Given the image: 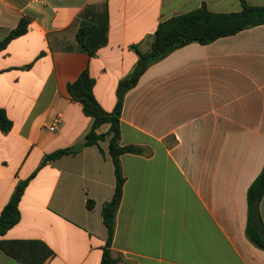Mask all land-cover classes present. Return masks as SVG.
<instances>
[{"label":"crops","instance_id":"0c3cea01","mask_svg":"<svg viewBox=\"0 0 264 264\" xmlns=\"http://www.w3.org/2000/svg\"><path fill=\"white\" fill-rule=\"evenodd\" d=\"M203 5L238 12L242 0H0V41L30 20L0 51V107L13 123L0 130V214L41 166L20 221L0 242L40 241L54 252L44 264H101L102 208L116 186L109 136L83 145L93 119L67 85L88 69L96 100L111 112L119 81L137 64L134 46L148 51L160 23ZM121 144L145 152L120 158L117 264H264L246 234L247 191L264 165V25L151 65L125 96ZM60 149L71 153L49 157ZM261 214L264 222V198ZM0 264L23 263L0 248Z\"/></svg>","mask_w":264,"mask_h":264},{"label":"trees","instance_id":"16d2710c","mask_svg":"<svg viewBox=\"0 0 264 264\" xmlns=\"http://www.w3.org/2000/svg\"><path fill=\"white\" fill-rule=\"evenodd\" d=\"M30 20L22 18L18 26L8 36L0 41V51L8 43L24 35L29 27ZM264 25V5H252L242 0V9L238 12L215 13L205 5L188 13L174 16L157 27L148 51H141L137 46L138 61L134 70L121 79L117 87V102L111 112L104 110L94 96L95 80L88 69L81 72L78 78L67 85V90L72 99L83 105L85 115L93 119L91 130L83 140L84 146H92L109 136V154L112 158L116 186L112 198L106 201L102 208L104 224L107 228V240L103 248L101 264H117L119 257L112 254V243L116 230V218L120 208L125 177L122 172L121 156L126 153L142 154L145 149L135 145L121 144V116L125 96L139 82L141 76L148 68L167 57L170 53L191 43L202 45L210 44L220 38L236 35L237 33ZM89 28L82 27L78 32V40L85 48V35ZM90 51V55H93ZM110 124L107 134H98L97 129L103 124ZM12 121L6 111L0 107V130L8 133L12 129ZM71 153L67 149H60L52 153L51 159L59 158ZM41 167V166H40ZM26 180L20 181L0 214V234H5L21 219L19 203L29 182L35 177L38 170ZM264 198V165L247 191V228L249 240L258 248L264 250V222L261 214V202ZM89 207L92 203L89 202ZM0 248L10 257L20 260L23 264H44L54 252L40 241H1Z\"/></svg>","mask_w":264,"mask_h":264},{"label":"water","instance_id":"95a60500","mask_svg":"<svg viewBox=\"0 0 264 264\" xmlns=\"http://www.w3.org/2000/svg\"><path fill=\"white\" fill-rule=\"evenodd\" d=\"M82 147H83L82 144H78V145L70 148L69 150L70 151H77V150H80ZM48 159H50V158H48Z\"/></svg>","mask_w":264,"mask_h":264},{"label":"built area","instance_id":"2783aa9c","mask_svg":"<svg viewBox=\"0 0 264 264\" xmlns=\"http://www.w3.org/2000/svg\"><path fill=\"white\" fill-rule=\"evenodd\" d=\"M54 129H55V126H51V127H50V130H54Z\"/></svg>","mask_w":264,"mask_h":264}]
</instances>
